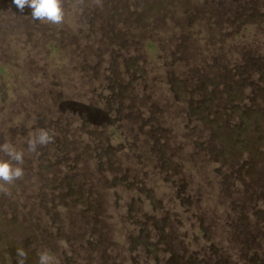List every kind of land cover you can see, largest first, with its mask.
I'll return each instance as SVG.
<instances>
[{
    "label": "rangeland",
    "instance_id": "1",
    "mask_svg": "<svg viewBox=\"0 0 264 264\" xmlns=\"http://www.w3.org/2000/svg\"><path fill=\"white\" fill-rule=\"evenodd\" d=\"M66 9L0 0V264H264V0Z\"/></svg>",
    "mask_w": 264,
    "mask_h": 264
},
{
    "label": "clouds",
    "instance_id": "2",
    "mask_svg": "<svg viewBox=\"0 0 264 264\" xmlns=\"http://www.w3.org/2000/svg\"><path fill=\"white\" fill-rule=\"evenodd\" d=\"M12 3L23 12L26 7L31 9V17L33 20L47 22L53 25H61L66 18V0H12ZM83 5L85 0H79ZM99 4L100 0H96ZM54 139V134L50 130L41 129L35 136L28 141V151L36 152L38 147L46 146ZM0 153L4 157H0V191H6V185L24 178L25 152L18 150L13 144L4 142L0 144ZM29 253L23 247L16 248V264H27ZM35 264H55V258L49 254L47 250L37 252Z\"/></svg>",
    "mask_w": 264,
    "mask_h": 264
},
{
    "label": "flooded vegetation",
    "instance_id": "3",
    "mask_svg": "<svg viewBox=\"0 0 264 264\" xmlns=\"http://www.w3.org/2000/svg\"><path fill=\"white\" fill-rule=\"evenodd\" d=\"M263 228H264V227H263ZM263 230H264V229H263ZM257 238H258V237H256L254 241H256ZM252 241H253V239H252ZM254 260H255V259H254ZM250 263H253V261L250 260ZM253 264H254V263H253Z\"/></svg>",
    "mask_w": 264,
    "mask_h": 264
}]
</instances>
